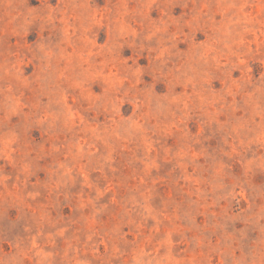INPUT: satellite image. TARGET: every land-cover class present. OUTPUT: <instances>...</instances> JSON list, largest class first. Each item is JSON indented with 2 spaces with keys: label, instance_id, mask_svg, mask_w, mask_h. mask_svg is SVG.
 Returning a JSON list of instances; mask_svg holds the SVG:
<instances>
[{
  "label": "rangeland",
  "instance_id": "1",
  "mask_svg": "<svg viewBox=\"0 0 264 264\" xmlns=\"http://www.w3.org/2000/svg\"><path fill=\"white\" fill-rule=\"evenodd\" d=\"M0 264H264V0H0Z\"/></svg>",
  "mask_w": 264,
  "mask_h": 264
}]
</instances>
